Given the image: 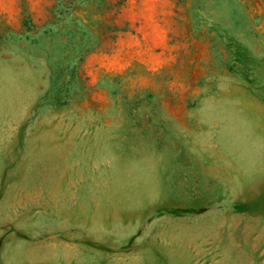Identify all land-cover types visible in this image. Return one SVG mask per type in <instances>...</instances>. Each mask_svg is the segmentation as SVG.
<instances>
[{
  "label": "rangeland",
  "instance_id": "1",
  "mask_svg": "<svg viewBox=\"0 0 264 264\" xmlns=\"http://www.w3.org/2000/svg\"><path fill=\"white\" fill-rule=\"evenodd\" d=\"M0 264H264V0H0Z\"/></svg>",
  "mask_w": 264,
  "mask_h": 264
}]
</instances>
